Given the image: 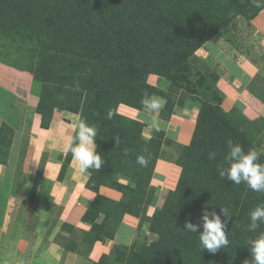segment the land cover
Listing matches in <instances>:
<instances>
[{"label":"trees","instance_id":"16d2710c","mask_svg":"<svg viewBox=\"0 0 264 264\" xmlns=\"http://www.w3.org/2000/svg\"><path fill=\"white\" fill-rule=\"evenodd\" d=\"M262 11L250 0H0V63L32 76L33 93L39 99L34 111L41 116V128H50L55 111H68L79 115L73 137L81 120L98 130L94 143L105 163L100 171H87L85 186L95 197L82 222L90 229L80 240L63 242L66 252L80 250L84 244L88 253L96 242L113 240L127 214L139 220V234L146 227L157 239L138 248L135 241L131 247L114 245L92 264H244L250 260L248 242L264 232V224L255 233L248 231V214L264 202V194L221 178L217 166H227L229 139L245 152L260 151L259 162L264 163L260 149L264 117L250 119L238 106L226 110L225 94L218 87L220 75L196 65L195 54L216 35L233 30L240 17L252 21ZM151 75L167 80L173 91L167 93L150 83ZM252 83L249 91L264 104V79L257 77ZM146 93L167 101L159 115L165 122L176 107L198 108L190 143L177 145L178 182L152 215L148 208L156 187L151 180L157 161L164 159L165 133L154 131L153 138L146 140L143 123L116 111L119 104L144 110L141 100ZM15 137V130L3 122L0 164L4 166H9ZM114 137L120 138L117 146ZM21 150L15 167L18 174H22L26 147ZM210 151L217 153L215 160L208 159ZM139 155L148 161L146 166L137 163ZM72 159L66 152L59 182ZM43 168L44 162L33 180L32 194L41 192L44 182L52 184L42 177ZM101 187L119 192L121 198L101 195ZM44 192V198L49 196L45 190L39 197ZM221 207L231 214L226 228L229 244L212 253L200 244V217L206 210L215 211L224 221ZM186 222L199 224L198 232L185 231ZM60 230L74 234L76 229L63 223Z\"/></svg>","mask_w":264,"mask_h":264},{"label":"rangeland","instance_id":"374dc122","mask_svg":"<svg viewBox=\"0 0 264 264\" xmlns=\"http://www.w3.org/2000/svg\"><path fill=\"white\" fill-rule=\"evenodd\" d=\"M262 15H264V10L260 12L258 16H256V18L252 21L240 17L237 20V25L233 30H230L226 33H220L208 41L210 45L218 49L219 53H222L221 61H225L227 59V65L223 64L221 66H215L217 64V62H215L216 59H214L213 55H211L210 53H208L210 59L203 57L202 48H205L208 42L200 47L195 54L197 57L196 65H201L202 67H204V69L207 68L211 72L218 73L219 75V72L221 71L220 68L227 66L226 78H231V81L238 86L241 92L244 89H247V91L249 92L248 93L246 91L248 95H246L244 93L245 91H243L242 93H237V98L234 96L236 98V103L232 107L238 106L250 119H260L264 117V113H261L258 109V97L254 96L249 91V87H254L252 81L255 78L259 77L260 79H264V31L261 30V27L258 24L262 22ZM217 61H219V59H217ZM244 65H248L247 68L249 70H246L247 68ZM15 79L23 81V76L19 75L18 72H16V70L14 69L3 68L0 66V96L3 101H5V103L10 102L13 99L12 94L6 96L7 91L11 92L12 90L20 89L19 81L15 82ZM158 79L160 81H153L152 79L153 85L161 90H164L167 93L173 91L174 87L167 80L162 78ZM233 86L237 87L235 85ZM238 88H236V90H238ZM3 90H5L6 92H2ZM31 93L32 95H35L33 93V83L31 86ZM250 94L252 97L249 96ZM244 97L246 98L244 99ZM252 102H256L258 104L256 105ZM189 103L190 102H188V104ZM124 107L134 109L136 112L135 116L128 117L127 115H125V113L127 114V112H124ZM176 110L177 111H175V115L177 113L179 115L173 117L177 120V122L172 121L174 118H172L170 123H165L164 121V130H162L165 133V138L162 142V152L164 159H161L162 161L159 163L158 160L155 166V168H157V165L159 164L160 170L163 171L160 174L162 177H160L159 179L163 181L165 180V182L159 183V189L157 190L158 192H155L152 200H155L156 195L159 196V200H156L158 206L163 205L168 191H170L171 188H175L180 176L181 168L174 162L177 157V145H188L191 141L194 131L191 122L189 121L190 115L194 113L193 108L178 107V109ZM2 111L7 112L6 107H3ZM116 111L122 116L143 123L145 127L142 132V137H144V139L146 140H150L153 138V132L156 130L148 127V125L146 124L145 121L148 118L144 115L145 110H138L125 104H119ZM184 112L188 113V115L184 114ZM157 115L159 117L160 112ZM77 116L79 119V115ZM182 118H185L186 121ZM29 120L30 117H28V121ZM66 121L69 120L66 119ZM27 128L29 129V127H26V131ZM29 130L27 134L29 133ZM67 133L68 132L63 131V136H67ZM17 136L18 134L16 133V137ZM17 147L18 145L12 147V157L9 160V166H4L1 164L3 166V173L0 175V206L2 205V216L0 217H2V219L7 217L6 222L2 220L3 224L7 226V229L2 230V224H0V264H51V256L49 254H46L52 248L51 245L53 243L51 242V240H54L53 242L60 246L63 242H69L74 238L67 237L63 241V239L59 238L58 236L61 235V233L58 234L57 230V227L59 225V212H57L56 207L53 209H47L46 207V205H48L49 208H52V205L50 203L49 183L47 184L46 182H44L40 186L41 192L32 194V186L34 184L33 180L36 179L38 167H40V164L42 165V162L46 160L45 156H47V154H45V152L40 154L41 150L39 149H37L36 152L33 153L31 147L29 148V150L26 149V153L23 159V162L24 160H26V164L25 166H23V162H21L22 174H18L17 170H15V167L19 161L17 157ZM60 148L64 151L63 143L61 144ZM260 149L264 153V132L262 134V146ZM21 151H23V149ZM55 160L59 159L55 157ZM176 166L179 168H177ZM171 173H173L175 177L174 175L171 176ZM28 175L31 176L28 177ZM43 175L44 173H42V177L44 178ZM122 182L126 181L122 180ZM6 187L7 189L3 192L2 190H4V188ZM160 189L164 191L161 193L159 192ZM45 190H47L49 196L47 198H44V195L46 196L47 194L44 192L45 194H42L43 197H39ZM2 201L3 204H1ZM146 230L147 228L145 227L142 232L140 231V234L139 231H137V235L135 238L136 248L140 247L142 243L157 239V235L146 232ZM54 233L56 235H54ZM122 239L125 241L127 238ZM62 247L65 253V247L63 245ZM64 255L66 256V254ZM87 264H91V262Z\"/></svg>","mask_w":264,"mask_h":264},{"label":"crops","instance_id":"0c3cea01","mask_svg":"<svg viewBox=\"0 0 264 264\" xmlns=\"http://www.w3.org/2000/svg\"><path fill=\"white\" fill-rule=\"evenodd\" d=\"M263 18H264V15H262V22L258 23L262 31H264V19ZM205 48H202L203 57L210 59L208 56V53L213 55L214 59H216L215 62H217V64L215 63L216 64L215 66L217 65L221 66L223 64L224 65L228 64L227 59L225 61H221L222 53H219L218 49L210 45L209 42L205 46ZM217 59H219V61H217ZM0 66L3 68L14 69L6 65H3L1 63H0ZM244 66L246 68L248 67V65H244ZM220 70L221 71L219 73L221 77L218 82V87L225 94L223 107L226 110H229V108L231 109L232 106L236 103L235 102V99L237 98L236 95L237 93H240L241 90L238 88V86L235 83L231 81V78H229L230 80L226 78L227 66L221 67ZM246 70H249V69L247 68ZM16 72H18L19 75L23 76V81L19 79H15V82L19 81V84H20V89L18 90H12L11 92L10 91L6 92L5 90L2 91V92H6V96L9 94H12L13 99L10 102L5 103V101H3V99L0 96V126L3 122H5L9 126H11L15 130V132L18 134V136L15 138L14 145H13V146L18 145V147L16 148L17 151H20L21 149L25 147L26 149L29 150V148L31 147L33 153H35L36 150L39 149L41 150L40 154H42L43 152L47 154V156H45L46 160L44 161L45 165H44V170H43V173H44L43 176H44V179H47L48 181L52 183L50 186V190H49L50 191V203L52 205V208H49L48 205H46V207L47 209H53L56 207L57 212H59L58 213L59 225L57 227V230H58V234L61 233L62 238L71 237L74 239L78 238L80 240L81 236L83 235V232H86L90 229V226L88 224L82 222V216L87 210L89 204L92 202V200L95 197V193L87 189L85 186V184L88 181V177H89L88 172L82 173L79 170L77 161L72 159L70 168L63 182H59L57 180V177H58V174L61 168V164L63 162V158L66 155V151L65 150L63 151L60 147L62 143L64 146L67 140L73 137L74 131L76 129V126L79 120L78 116L77 114H74L68 111H55L50 128L42 129L40 126L41 116L34 111V109L36 108L38 104V97L35 95H32L31 93V86L33 83L32 76L27 72H23L19 70H16ZM158 78L159 77L155 75H151L149 77V82L153 84L152 79L153 81L155 80L158 81L159 80ZM233 85L237 87H234ZM236 88H238V90H236ZM243 91H245L244 93L248 95L249 92L247 91V89H244ZM249 96L252 97L251 94ZM245 98L246 97H244V99ZM257 101L259 102L258 109L260 110L261 113H264V107H262L264 106V104H262L259 100ZM252 103L253 104L255 103L256 105L258 104L256 102H252ZM3 107L4 108L6 107L7 112L2 111ZM127 109H130V110H127ZM176 109H178V107ZM176 109L174 110V114H173L174 117L179 115L178 113L175 115V111H177ZM124 112H127V114L125 113V115H127L128 117L130 116L134 117L136 114L134 109L127 108V107H124ZM193 112L194 113H192L189 117L190 119L189 121L191 122V125L194 129V126L196 124V117L198 114V108H193ZM184 114L188 115V113H185V112ZM173 116L172 118H174ZM28 117H30V125L27 124ZM172 118L170 119V121L172 120ZM66 119L69 121H66ZM182 119L185 120V118H182ZM170 121L167 123H170ZM172 121L177 122L175 118ZM26 127H29L30 130L27 128V131H26ZM28 130H29V133L27 137L25 135L27 134ZM63 131L68 132L67 136H63L64 135ZM55 157L58 158L59 160H55ZM161 161L162 160L160 159L158 163ZM25 164H26V160H24L23 166H25ZM157 166L158 167L155 168V174L151 182V184L154 187H156V191L159 189L158 187L159 183L165 182V180L163 181L159 179L160 177H162L160 174L163 171L160 170L159 164ZM2 167L3 166L0 164V175L3 173ZM30 176L28 175V177ZM6 189L7 187L4 188V190L2 191L4 192ZM163 191L164 190L162 189L159 190V192L161 193ZM99 193L113 200H119L121 198V194L119 192L112 190L110 188H107V187H101L99 189ZM156 200L157 201L159 200V196L157 195L155 196V200L152 202L151 206L148 208V215H152L155 208L160 207L157 205ZM1 204H3V201ZM1 206H0V210H1ZM2 220L6 222L7 217L3 219L0 217V224H2L1 225L2 230H6L7 226L3 224ZM63 223L72 225L76 229L75 233L70 234L69 231L67 230L61 231L60 228ZM144 228L145 227H142V230ZM138 229H139V220L131 215L126 214L123 218L122 224L119 226L117 230V233L114 239L108 241L107 243L96 242L91 248L90 252L86 253V249H87L86 245L80 243L81 244L79 248L80 250H76L75 252L71 250V251L64 253V249L62 245L59 246L53 242L54 240L50 239L51 242L53 243V244L51 243L52 248L46 254H49L51 256V259H50L51 264H56V263L58 264L60 263L61 264H87L89 262H91L92 264L93 262L99 261V259L101 258L103 254H109L114 245H125L128 247H131L134 241L136 243L135 238H136ZM146 232L148 231L146 230ZM54 235L56 234L54 233ZM122 238H127V239L124 241ZM64 254H66V256Z\"/></svg>","mask_w":264,"mask_h":264},{"label":"clouds","instance_id":"9594fccd","mask_svg":"<svg viewBox=\"0 0 264 264\" xmlns=\"http://www.w3.org/2000/svg\"><path fill=\"white\" fill-rule=\"evenodd\" d=\"M253 6L264 10V0H250ZM167 101L160 96L145 94L141 100V104L145 110L144 115L148 118L145 122L148 127L155 129L157 132L164 130V121L158 118V113L165 107ZM112 113L109 112L108 118L111 119ZM98 130L95 126L89 125L87 121L81 120L78 124L75 137H71L64 145L66 152H71L73 159L78 162L79 170L82 173L89 169L100 171L104 166V159L96 150L94 143ZM116 146L120 144V138H113ZM227 154L224 161L227 166L218 165L217 172L221 178H226L231 183L240 185L244 183L254 192L264 194V163L259 162L261 152L255 148H249L247 152L243 147L234 143L231 139L227 141ZM127 154V150L125 152ZM217 153L210 151L208 153L209 160H215ZM137 163L146 166L148 161L143 155L137 156ZM221 213L226 217L224 221L215 211H204L200 217L202 220V232H200L199 240L203 249L215 253L221 248H225L229 244L226 234L227 221L231 219V214L227 208L221 207ZM249 223L247 230L257 232L262 224H264V202L258 204L248 214ZM200 228L199 224L191 222L185 223V231L197 233ZM248 247L250 249L251 258L245 260L244 264H264V232L249 240Z\"/></svg>","mask_w":264,"mask_h":264}]
</instances>
